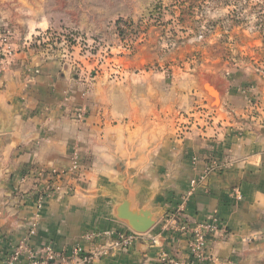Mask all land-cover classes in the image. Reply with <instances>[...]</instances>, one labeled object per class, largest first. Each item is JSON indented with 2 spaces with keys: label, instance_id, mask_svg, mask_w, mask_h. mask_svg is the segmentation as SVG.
I'll use <instances>...</instances> for the list:
<instances>
[{
  "label": "crops",
  "instance_id": "0c3cea01",
  "mask_svg": "<svg viewBox=\"0 0 264 264\" xmlns=\"http://www.w3.org/2000/svg\"><path fill=\"white\" fill-rule=\"evenodd\" d=\"M40 8L39 0H0V29L24 28L22 37L13 34L16 56L0 73V264L23 242L70 250L87 248V234L131 232L116 216L123 200L149 210L156 224L127 250L93 264H163L161 253L200 264L184 238L159 230L210 157L227 165L183 212L188 223L219 220L208 243L214 260L203 264H264V75L246 82L178 67L152 71L137 55L123 81H108L100 71L83 96L67 62L24 48L25 36L57 28L40 20ZM202 79L219 91V104L210 121L197 118V126L178 129V113L212 108ZM246 93L260 104L258 121L245 114ZM79 106L86 110L81 123L72 118ZM74 150L82 179L66 180L59 192L38 200L32 177L65 170Z\"/></svg>",
  "mask_w": 264,
  "mask_h": 264
},
{
  "label": "rangeland",
  "instance_id": "374dc122",
  "mask_svg": "<svg viewBox=\"0 0 264 264\" xmlns=\"http://www.w3.org/2000/svg\"><path fill=\"white\" fill-rule=\"evenodd\" d=\"M39 1L40 20L57 28L25 36L24 48L67 62L81 81L91 79L88 91L100 71L108 81H123L137 55L152 71L178 67L205 76L229 73L246 82L264 75V0L198 1L189 18L181 0ZM3 27L22 37L24 28ZM246 96L245 114L255 120L250 108L259 103ZM201 108L191 113L197 116Z\"/></svg>",
  "mask_w": 264,
  "mask_h": 264
},
{
  "label": "built area",
  "instance_id": "2783aa9c",
  "mask_svg": "<svg viewBox=\"0 0 264 264\" xmlns=\"http://www.w3.org/2000/svg\"><path fill=\"white\" fill-rule=\"evenodd\" d=\"M16 56V50L12 44V33L8 28L0 29V73L5 66H8ZM91 79L85 78L82 82L85 83V90L82 95L88 94L87 88L90 86ZM88 91V92H87ZM260 104L250 110H255L257 118L253 121H258ZM213 109L202 107L201 114L197 116L184 113H178L177 128L196 125L197 118H203L204 122L210 121L209 112ZM86 116L84 107H76L72 112V118L75 122L81 123ZM193 164L197 163V159H192ZM227 164L218 161L214 157H210L204 165L202 171L192 178L189 182L186 192L181 196L180 203L176 211L167 214L160 222V233L178 234L184 238L187 245L188 255L192 260L200 264L211 262L214 260L209 251V238L219 230V220L213 216L209 220L188 223L183 219V212L187 204L199 188H205L209 177L220 172ZM83 176L80 160L77 151H72L70 162L65 170H48L38 171L32 177L37 182L38 200L42 201L48 194L56 193L60 190L59 183L67 180L69 182H78ZM69 189L71 187L69 186ZM33 231H30V235ZM133 231L128 233H91L83 237V241L87 243V248L75 245L70 250L61 249L54 250L50 244H44L38 248H27L26 242L18 244L16 248L4 260L3 264H93L95 261L101 260L115 251L127 250L137 237ZM153 244L155 241L153 240ZM160 262L163 264H183L176 258L161 253L159 256Z\"/></svg>",
  "mask_w": 264,
  "mask_h": 264
},
{
  "label": "water",
  "instance_id": "95a60500",
  "mask_svg": "<svg viewBox=\"0 0 264 264\" xmlns=\"http://www.w3.org/2000/svg\"><path fill=\"white\" fill-rule=\"evenodd\" d=\"M200 86L213 101L212 108H217L219 104V91L212 88L207 79H202ZM116 216L119 220L124 221L131 231L137 234H145L150 231L156 224L153 214L149 210L137 211L132 208L129 200H123L116 209Z\"/></svg>",
  "mask_w": 264,
  "mask_h": 264
},
{
  "label": "trees",
  "instance_id": "16d2710c",
  "mask_svg": "<svg viewBox=\"0 0 264 264\" xmlns=\"http://www.w3.org/2000/svg\"><path fill=\"white\" fill-rule=\"evenodd\" d=\"M198 1H202L203 3L204 2H206L207 0H181V2L179 3V6L180 7H185V6H187L188 5V10H190V13L188 14V17L187 18H189V16L191 17L192 16V10H194L195 8H197V6H199L197 3H198ZM156 9V8H155ZM152 13H154V12H152ZM183 13H184V11H183ZM151 16H153V15H151ZM182 22L183 21V19H181V20H179V22ZM119 22L120 21H118V23L117 24H119Z\"/></svg>",
  "mask_w": 264,
  "mask_h": 264
}]
</instances>
